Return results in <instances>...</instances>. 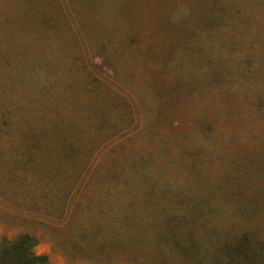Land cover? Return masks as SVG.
<instances>
[{"label": "rangeland", "instance_id": "obj_1", "mask_svg": "<svg viewBox=\"0 0 264 264\" xmlns=\"http://www.w3.org/2000/svg\"><path fill=\"white\" fill-rule=\"evenodd\" d=\"M23 234L48 264L264 242V0H0V242Z\"/></svg>", "mask_w": 264, "mask_h": 264}, {"label": "trees", "instance_id": "obj_2", "mask_svg": "<svg viewBox=\"0 0 264 264\" xmlns=\"http://www.w3.org/2000/svg\"><path fill=\"white\" fill-rule=\"evenodd\" d=\"M251 243L245 238L237 240L226 248L225 259L215 260L217 258L215 253L209 262L205 260L207 257L204 253L195 264H264V242ZM36 245L37 239L28 234L20 235L12 242L3 239L0 242V264H48L46 255L33 253Z\"/></svg>", "mask_w": 264, "mask_h": 264}]
</instances>
